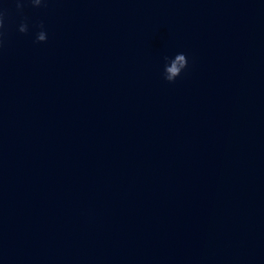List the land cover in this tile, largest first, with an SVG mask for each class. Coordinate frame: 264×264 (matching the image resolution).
<instances>
[{
    "label": "water",
    "instance_id": "1",
    "mask_svg": "<svg viewBox=\"0 0 264 264\" xmlns=\"http://www.w3.org/2000/svg\"><path fill=\"white\" fill-rule=\"evenodd\" d=\"M0 6V264H264V0Z\"/></svg>",
    "mask_w": 264,
    "mask_h": 264
},
{
    "label": "clouds",
    "instance_id": "2",
    "mask_svg": "<svg viewBox=\"0 0 264 264\" xmlns=\"http://www.w3.org/2000/svg\"><path fill=\"white\" fill-rule=\"evenodd\" d=\"M18 13L23 16V10L26 5H31L33 7H41L47 5V0H13ZM8 14V10L0 6V47H3L6 37L5 29V18ZM39 31L35 34L34 42H44L47 40V32L45 30V25L43 21H39L34 25ZM20 33L27 34L29 32L28 18L23 16L21 22L17 29ZM164 69L163 77L168 82H174L178 76L187 68L188 59L185 53L180 52L175 54L174 58L168 56L164 57Z\"/></svg>",
    "mask_w": 264,
    "mask_h": 264
}]
</instances>
